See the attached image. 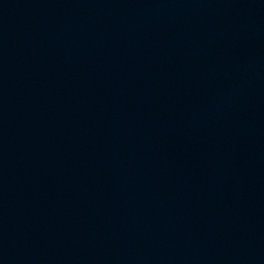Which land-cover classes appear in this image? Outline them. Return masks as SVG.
Returning a JSON list of instances; mask_svg holds the SVG:
<instances>
[{"label":"water","instance_id":"water-1","mask_svg":"<svg viewBox=\"0 0 264 264\" xmlns=\"http://www.w3.org/2000/svg\"><path fill=\"white\" fill-rule=\"evenodd\" d=\"M0 264H264V0H0Z\"/></svg>","mask_w":264,"mask_h":264}]
</instances>
